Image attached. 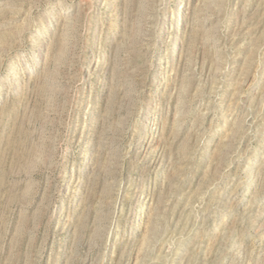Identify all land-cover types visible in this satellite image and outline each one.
<instances>
[{
  "label": "rangeland",
  "instance_id": "rangeland-1",
  "mask_svg": "<svg viewBox=\"0 0 264 264\" xmlns=\"http://www.w3.org/2000/svg\"><path fill=\"white\" fill-rule=\"evenodd\" d=\"M0 264H264V0H0Z\"/></svg>",
  "mask_w": 264,
  "mask_h": 264
}]
</instances>
